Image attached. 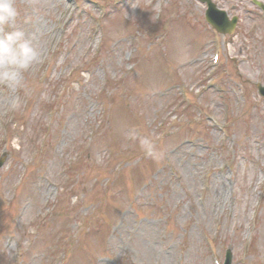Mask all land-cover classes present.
Masks as SVG:
<instances>
[{"label":"rangeland","instance_id":"374dc122","mask_svg":"<svg viewBox=\"0 0 264 264\" xmlns=\"http://www.w3.org/2000/svg\"><path fill=\"white\" fill-rule=\"evenodd\" d=\"M216 1L223 8L233 4L241 14L238 39L229 50L247 58L226 80H239L237 71L253 78L255 69L264 80V29L247 32L252 20L241 8L247 0ZM14 6L15 26L32 40L40 58L23 74L25 88L0 87V157H5L0 264H108V259L212 264L210 255L221 260L227 247L231 264H264V112L256 94L253 105L242 97H213L212 89L200 86L205 80L198 58L205 49L209 55L214 36L203 21L202 5L195 0H14ZM164 69L174 77L167 78ZM174 85L187 100L203 103L209 116L203 124L186 122L188 113L179 107L184 99L174 105L173 92L165 91ZM241 86L253 95L250 84ZM108 90L111 97L105 100ZM16 96L22 106L10 110ZM58 98L53 122L42 126L44 111ZM100 100L107 103V115L90 139ZM188 110L195 114L196 108ZM218 126L227 128L224 141ZM136 128L154 132L151 138L164 153L160 162L128 138L132 129L145 136ZM176 130L181 136L169 137ZM231 145L230 171L221 170ZM213 177L225 180L226 202L218 207L206 201L204 187ZM18 237L32 247L25 251ZM54 244L60 245L58 256L46 250Z\"/></svg>","mask_w":264,"mask_h":264},{"label":"clouds","instance_id":"9594fccd","mask_svg":"<svg viewBox=\"0 0 264 264\" xmlns=\"http://www.w3.org/2000/svg\"><path fill=\"white\" fill-rule=\"evenodd\" d=\"M18 9L14 0H0V87L13 89L25 88L23 74L38 62L40 55L30 38L25 32L15 26ZM11 25L10 31H3L5 26ZM21 99L16 96L10 103V110L21 108ZM129 139L139 142V147L144 155L160 162L164 153L157 149L153 138L141 136L135 129L127 133Z\"/></svg>","mask_w":264,"mask_h":264}]
</instances>
